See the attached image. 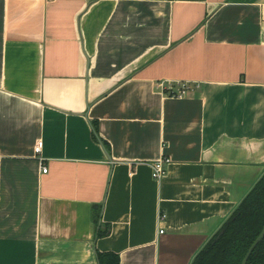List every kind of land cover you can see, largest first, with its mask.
I'll return each mask as SVG.
<instances>
[{"label":"crops","instance_id":"0c3cea01","mask_svg":"<svg viewBox=\"0 0 264 264\" xmlns=\"http://www.w3.org/2000/svg\"><path fill=\"white\" fill-rule=\"evenodd\" d=\"M263 175L264 0H0V264H192Z\"/></svg>","mask_w":264,"mask_h":264},{"label":"trees","instance_id":"16d2710c","mask_svg":"<svg viewBox=\"0 0 264 264\" xmlns=\"http://www.w3.org/2000/svg\"><path fill=\"white\" fill-rule=\"evenodd\" d=\"M108 143H105L107 146ZM108 147V146H107ZM95 223L98 216L95 215ZM264 227V175L240 202L213 238L195 256L192 264H241ZM222 231V234H219ZM109 234V226L97 229V237ZM99 264H120L113 253L97 251ZM247 264H264V238L253 250Z\"/></svg>","mask_w":264,"mask_h":264},{"label":"built area","instance_id":"2783aa9c","mask_svg":"<svg viewBox=\"0 0 264 264\" xmlns=\"http://www.w3.org/2000/svg\"><path fill=\"white\" fill-rule=\"evenodd\" d=\"M185 92H186V89L183 86V88L181 89V91H179V93H180V95H183ZM179 93H178V95H179ZM42 148H43V141L37 142V144L34 147V153L36 156H40ZM39 161H40V164L42 166V173L47 174L48 170H47V167L43 163V159L39 158ZM168 164H169V160L166 158L158 160L157 162H154L152 164V177H154L155 180H161L165 175V172H166L165 167ZM163 218H165V216L161 215V219H163Z\"/></svg>","mask_w":264,"mask_h":264},{"label":"water","instance_id":"95a60500","mask_svg":"<svg viewBox=\"0 0 264 264\" xmlns=\"http://www.w3.org/2000/svg\"><path fill=\"white\" fill-rule=\"evenodd\" d=\"M219 234H222V231ZM263 237H264V228H263L262 232L260 233V235L257 237V239L252 244L253 246H251L250 249L248 250V252H247V254H246V256L243 259V262L241 264H246L248 262V259L251 255V253L253 252L254 248L258 245V243L263 239Z\"/></svg>","mask_w":264,"mask_h":264},{"label":"flooded vegetation","instance_id":"af4514ba","mask_svg":"<svg viewBox=\"0 0 264 264\" xmlns=\"http://www.w3.org/2000/svg\"><path fill=\"white\" fill-rule=\"evenodd\" d=\"M263 228H264V227H263ZM262 230H263V229H262ZM261 232H262V231H261ZM263 238H264V237H263ZM262 240H263V239H262ZM262 240H261V241H262ZM261 241H260V242H261ZM260 242H259V243H260ZM259 243H258V244H259ZM249 249H250V248H249ZM254 249H255V248H254ZM246 254H247V253H246ZM251 254H252V253H251ZM245 256H246V255H245ZM250 256H251V255H250ZM244 258H245V257H244ZM249 258H250V257H249ZM248 260H249V259H248ZM242 261H243V260H242ZM248 262H249V261H248ZM241 263H242V262H241ZM246 264H247V263H246Z\"/></svg>","mask_w":264,"mask_h":264}]
</instances>
